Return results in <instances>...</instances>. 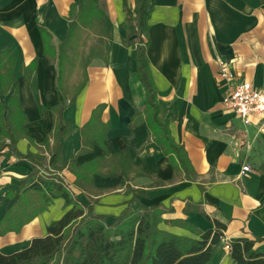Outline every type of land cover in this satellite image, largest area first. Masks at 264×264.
<instances>
[{
    "label": "crops",
    "instance_id": "obj_1",
    "mask_svg": "<svg viewBox=\"0 0 264 264\" xmlns=\"http://www.w3.org/2000/svg\"><path fill=\"white\" fill-rule=\"evenodd\" d=\"M93 1L104 13L107 63L90 64L85 87L63 112L70 132L62 141V161L74 159L79 166L103 157L105 150L113 154L127 147L133 167L143 175L123 185L120 176L94 175L89 193L73 186L75 178L67 170L61 178L80 204L92 205L105 225L127 209L137 213L158 207L164 210L160 231L199 240L217 221L225 225L224 243L251 242L252 251L264 255V115L244 125L222 106L223 95L243 81L264 92V0H150L146 56L158 118L168 123L174 143L184 149L194 180L173 175L142 119L145 88L135 74V48L122 45L121 29L123 5L133 11L135 0ZM77 2L0 0V54L10 50L14 56L13 78L26 118L23 128L36 144L50 132V108L57 103L56 70L43 54L39 28L56 48L70 27L69 6ZM33 61L26 80L24 70ZM219 63L226 65L230 81L219 77ZM14 90L12 86L0 97L4 106ZM99 105H104L100 120L109 127L105 150L93 143L90 152L79 154L81 128ZM16 150L21 155L38 152L26 139L17 142ZM244 166L247 173H242ZM0 169L1 219L17 198L18 185L33 179L28 163L15 157L0 156ZM66 210L63 200H54L18 234L1 236L0 253L19 251L45 236L46 227ZM208 264L236 263L224 245Z\"/></svg>",
    "mask_w": 264,
    "mask_h": 264
},
{
    "label": "trees",
    "instance_id": "obj_2",
    "mask_svg": "<svg viewBox=\"0 0 264 264\" xmlns=\"http://www.w3.org/2000/svg\"><path fill=\"white\" fill-rule=\"evenodd\" d=\"M123 11L125 19L121 29L125 37L122 45L135 48V74L146 93L142 119L151 140L167 157L173 175L183 174L186 179L194 180L195 174L184 149L174 143L168 123L158 118L156 90L146 56L150 43L151 2L135 0L133 11L126 5H123ZM67 20L70 22L67 36L56 48L50 45V35L39 28L43 54L55 66L57 100L50 108L51 130L39 144L34 143L23 128L26 118L19 107L13 78L14 56L10 50L0 54V97L5 96L12 86L15 89L6 106L0 100V156L27 162L29 179H33L29 184L23 181L18 185L17 198L0 219V237L18 234L56 199L63 200L64 209H67L59 220L46 227L45 236L31 240L19 251L8 255L0 253V264H76L81 257V264H208L217 249L224 245L236 264H264V255L253 252L251 242L224 243L225 225L217 221L213 222L212 229L200 234L199 240H191L158 229L164 212L161 208H141L137 213L127 209L112 224L105 225L103 218L94 214L91 204L84 206L78 202L60 176L64 170L74 176L73 186L86 193L92 192L94 175L120 176V185H123L143 173L133 167L127 147L113 154L105 150L109 127L100 120L104 105L97 106L82 126L79 151V154L88 153L96 143L105 150L104 156L79 166L74 159L62 161V141L70 132V124L63 122V112L85 87L90 64L100 61L106 65L108 53L104 13L93 0H78L70 5ZM35 64L33 61L25 68L26 80ZM21 139H26L38 152L19 154L16 144ZM48 158H51L50 163Z\"/></svg>",
    "mask_w": 264,
    "mask_h": 264
},
{
    "label": "built area",
    "instance_id": "obj_3",
    "mask_svg": "<svg viewBox=\"0 0 264 264\" xmlns=\"http://www.w3.org/2000/svg\"><path fill=\"white\" fill-rule=\"evenodd\" d=\"M219 77L225 81L232 79L225 64L219 63ZM222 106L226 113L232 114L241 123L248 125L252 117L264 115V92L254 89L250 83L243 81L233 85L223 95ZM248 170V167L244 166L242 173H247Z\"/></svg>",
    "mask_w": 264,
    "mask_h": 264
}]
</instances>
